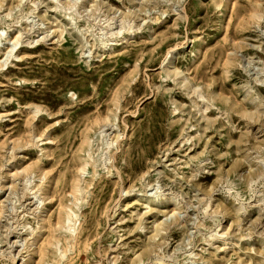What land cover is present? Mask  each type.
Here are the masks:
<instances>
[{"label": "rangeland", "instance_id": "rangeland-1", "mask_svg": "<svg viewBox=\"0 0 264 264\" xmlns=\"http://www.w3.org/2000/svg\"><path fill=\"white\" fill-rule=\"evenodd\" d=\"M0 264H264V0H0Z\"/></svg>", "mask_w": 264, "mask_h": 264}, {"label": "bare ground", "instance_id": "bare-ground-1", "mask_svg": "<svg viewBox=\"0 0 264 264\" xmlns=\"http://www.w3.org/2000/svg\"><path fill=\"white\" fill-rule=\"evenodd\" d=\"M172 50H174V49H172ZM168 53H169V52H168ZM169 54H171V53H169ZM167 58H168V60H169L170 58H172V56H168ZM173 71L176 72V73H178V71H177L176 68H173ZM172 203H173V205L176 204L174 201H173ZM147 207H148V206H147Z\"/></svg>", "mask_w": 264, "mask_h": 264}]
</instances>
